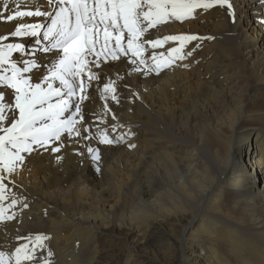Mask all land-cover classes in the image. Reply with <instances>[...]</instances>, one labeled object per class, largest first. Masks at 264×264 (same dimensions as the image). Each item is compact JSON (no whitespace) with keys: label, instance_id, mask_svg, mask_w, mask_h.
I'll return each instance as SVG.
<instances>
[{"label":"bare ground","instance_id":"1","mask_svg":"<svg viewBox=\"0 0 264 264\" xmlns=\"http://www.w3.org/2000/svg\"><path fill=\"white\" fill-rule=\"evenodd\" d=\"M232 2L235 23L226 8L216 7L151 30L160 38L215 37L192 42L186 51L200 43L193 55L159 76L132 73L124 58L93 69L101 80L93 81L82 105V135L93 138L64 141L60 153L25 154L10 185L19 215L0 224V251L14 252L25 242L17 236L43 233L54 264H114L118 253L131 258L147 249L141 240L154 230L170 239L161 248L164 264H264V3ZM3 3L0 35L43 19L6 21L16 8L10 2L4 11ZM20 10L34 9L22 4ZM107 78L116 80L120 103L109 99L116 120L108 113L101 122ZM9 94L14 101V90L6 100ZM117 122L124 127L113 132ZM98 128L112 138L124 134L127 142L100 144ZM89 146L100 149L99 172ZM129 239L130 248L117 250Z\"/></svg>","mask_w":264,"mask_h":264},{"label":"snow or ice","instance_id":"2","mask_svg":"<svg viewBox=\"0 0 264 264\" xmlns=\"http://www.w3.org/2000/svg\"><path fill=\"white\" fill-rule=\"evenodd\" d=\"M10 2L15 3L16 10L6 21L24 17L43 19L19 23L14 31L0 35V224L14 221L19 215L12 211L20 201L10 185L15 186L11 178L22 169L25 154L40 149L60 153L64 141L93 138L90 132L82 135L85 121L82 105L89 100L88 90L93 88V81L101 80V74L94 68L124 58L132 73L159 76L193 55L200 43L186 51L192 42L215 37L184 33L160 38L151 30L170 22L195 19L198 12L216 7L226 8L232 22H236L232 0H4V11H8ZM22 4L34 10L21 11ZM169 42H175L176 46L166 52L155 51ZM8 90H14V101L12 94L6 100ZM100 95L106 103L103 116L98 118L103 122L112 113V119L116 120L107 103L109 99L120 103L116 80L107 78ZM134 95L138 98V93ZM90 127L91 124L83 130L87 132ZM111 127L115 132L124 125L117 122ZM96 138L103 145L127 142L124 134L112 138L107 129L100 128ZM56 142H60L59 146L51 147ZM87 152L99 172L100 149L89 146ZM27 207L24 203L23 208ZM16 239L25 242L11 254L0 251V264H54V253L47 247L48 235L29 234Z\"/></svg>","mask_w":264,"mask_h":264},{"label":"rangeland","instance_id":"3","mask_svg":"<svg viewBox=\"0 0 264 264\" xmlns=\"http://www.w3.org/2000/svg\"><path fill=\"white\" fill-rule=\"evenodd\" d=\"M261 88H264V86H262ZM167 240L170 241L168 237V233L166 234L162 231L155 233V231L153 230L150 236H146L145 239L141 240L147 243L148 246L147 249L145 248V250H143L142 253L136 252L135 256H132L131 258H130V254H128L127 252H125L126 255L124 252L118 253L117 255L118 258L116 259L118 261H115L114 264H164L163 261L160 260V258L164 257L161 248L167 247V245H165V242ZM133 241H134L133 239H129L127 241V245L124 244H122L121 246L115 245V247H117V250L125 251L126 249L131 247V243ZM109 243H111V248L114 249L115 242H109ZM185 257L193 258L192 254H190L189 251L185 252Z\"/></svg>","mask_w":264,"mask_h":264}]
</instances>
